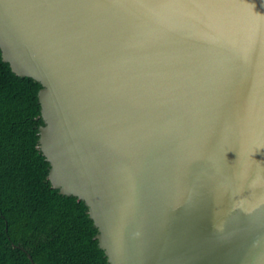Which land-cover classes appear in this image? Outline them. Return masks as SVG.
<instances>
[{"label": "water", "instance_id": "water-1", "mask_svg": "<svg viewBox=\"0 0 264 264\" xmlns=\"http://www.w3.org/2000/svg\"><path fill=\"white\" fill-rule=\"evenodd\" d=\"M0 49L111 264H264V0H0Z\"/></svg>", "mask_w": 264, "mask_h": 264}, {"label": "trees", "instance_id": "trees-1", "mask_svg": "<svg viewBox=\"0 0 264 264\" xmlns=\"http://www.w3.org/2000/svg\"><path fill=\"white\" fill-rule=\"evenodd\" d=\"M42 87L17 75L0 49V264H111L86 203L48 178Z\"/></svg>", "mask_w": 264, "mask_h": 264}]
</instances>
